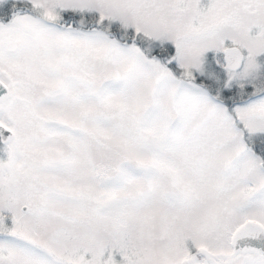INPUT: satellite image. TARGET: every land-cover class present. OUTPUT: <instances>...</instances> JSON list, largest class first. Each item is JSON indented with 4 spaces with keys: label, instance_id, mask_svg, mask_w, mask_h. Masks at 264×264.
I'll list each match as a JSON object with an SVG mask.
<instances>
[{
    "label": "snow or ice",
    "instance_id": "snow-or-ice-1",
    "mask_svg": "<svg viewBox=\"0 0 264 264\" xmlns=\"http://www.w3.org/2000/svg\"><path fill=\"white\" fill-rule=\"evenodd\" d=\"M0 264H264V0H0Z\"/></svg>",
    "mask_w": 264,
    "mask_h": 264
}]
</instances>
